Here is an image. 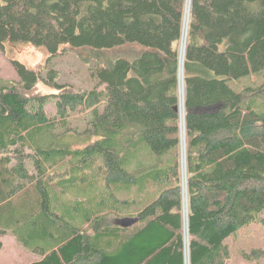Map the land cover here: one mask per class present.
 Instances as JSON below:
<instances>
[{
	"label": "trees",
	"instance_id": "trees-1",
	"mask_svg": "<svg viewBox=\"0 0 264 264\" xmlns=\"http://www.w3.org/2000/svg\"><path fill=\"white\" fill-rule=\"evenodd\" d=\"M185 7L0 0V48L28 42L49 60L71 51L104 85L59 83L56 69L19 59V79L0 78V235L42 254L30 264H185L182 98L190 264H234L229 240L264 224V83L231 85L264 71V0H190L182 82ZM73 114L94 139L58 147ZM239 255L264 264V246Z\"/></svg>",
	"mask_w": 264,
	"mask_h": 264
},
{
	"label": "rangeland",
	"instance_id": "rangeland-1",
	"mask_svg": "<svg viewBox=\"0 0 264 264\" xmlns=\"http://www.w3.org/2000/svg\"><path fill=\"white\" fill-rule=\"evenodd\" d=\"M186 11V7H185ZM185 21V17H184ZM182 42V41H181ZM48 51L40 46H35L28 42L18 43H6L4 47L0 48V78L6 80L19 79L18 74L12 64V59H19L30 66H37L43 64L45 67L54 68L58 71L59 83H67L73 85L76 88L92 89L98 87L104 88L97 78L92 75L91 70L95 68V64L84 62L77 54L67 51L55 58H48ZM46 71H44V74ZM264 83V71L254 75H248L240 78L237 81L232 82V86L236 90H241L244 86H257ZM39 89L51 93L56 91L54 88L46 85L44 82L39 83ZM255 100L264 104V93L256 95ZM49 114L56 113V105L51 102L46 107ZM71 125L73 126V132L65 130H56L55 144L58 147L63 145L72 146H85L94 139L87 133V126L85 123V116L83 114H73L70 118ZM63 129V128H62ZM86 130V132H84ZM59 134V135H58ZM183 152L181 149V164H182ZM94 169L99 165L101 156L94 153ZM183 174V169L182 172ZM181 174V176H182ZM182 185V183H181ZM63 196V203H69V192L64 191L61 193ZM10 237V235H4ZM229 244L232 250V260L234 264H248L240 259V250H251L255 247L264 246V224L262 222H251L245 225L239 232L229 240ZM2 252V251H1ZM0 252V253H1ZM3 255L0 256V261H4L7 251H3Z\"/></svg>",
	"mask_w": 264,
	"mask_h": 264
},
{
	"label": "crops",
	"instance_id": "crops-1",
	"mask_svg": "<svg viewBox=\"0 0 264 264\" xmlns=\"http://www.w3.org/2000/svg\"><path fill=\"white\" fill-rule=\"evenodd\" d=\"M121 219H116V222L120 223ZM4 235H10L12 238L4 237ZM4 235H0V241L3 244L0 252L6 250L7 253L5 259H3L4 261H0V264H30L42 259V254L28 249L12 232H7ZM2 252L0 256L4 254Z\"/></svg>",
	"mask_w": 264,
	"mask_h": 264
},
{
	"label": "bare ground",
	"instance_id": "bare-ground-1",
	"mask_svg": "<svg viewBox=\"0 0 264 264\" xmlns=\"http://www.w3.org/2000/svg\"><path fill=\"white\" fill-rule=\"evenodd\" d=\"M189 6H190V0H187V11H186V19H185V28H184V35H183V42H182V46H181V64H183V58H184V49H185V45H186V34H187V23H188V14H189ZM183 73V68H182V65H181V75ZM181 81L183 82V78H181ZM181 96H183V92H184V87H183V84L181 85ZM183 99V98H182ZM180 101V114H181V130H182V148H183V154L185 153V148H186V136H185V127H184V102ZM183 161H185L184 159V156H183ZM184 192H186V187L184 188ZM184 192H183V195H184ZM184 203L186 204L187 203V200L185 198L184 200ZM186 209V207H185ZM189 261H188V256H187V262L186 264H188Z\"/></svg>",
	"mask_w": 264,
	"mask_h": 264
},
{
	"label": "built area",
	"instance_id": "built-area-1",
	"mask_svg": "<svg viewBox=\"0 0 264 264\" xmlns=\"http://www.w3.org/2000/svg\"><path fill=\"white\" fill-rule=\"evenodd\" d=\"M182 131V130H181ZM181 149L183 152V148H182V138H181ZM184 159H185V153L183 154ZM182 164H183V174H182V190L184 192V188L186 187V182H187V178H186V161H183V157H182ZM187 200V190L186 192H184L183 195V201ZM188 203H184V240H185V251H186V260H185V264L187 262V256H188V261L190 264V260H189V235H188V207H187ZM186 207V209H185Z\"/></svg>",
	"mask_w": 264,
	"mask_h": 264
},
{
	"label": "water",
	"instance_id": "water-1",
	"mask_svg": "<svg viewBox=\"0 0 264 264\" xmlns=\"http://www.w3.org/2000/svg\"><path fill=\"white\" fill-rule=\"evenodd\" d=\"M182 54V53H181ZM181 57V56H180ZM180 79H181V59H180ZM180 92H181V88H180ZM175 109L179 111L180 113V103L178 105L175 106ZM181 116V114H180ZM181 138H182V131H181ZM182 169H183V164H182ZM137 220V218H133V217H124L120 220V224L121 225H131L133 224L135 221Z\"/></svg>",
	"mask_w": 264,
	"mask_h": 264
}]
</instances>
